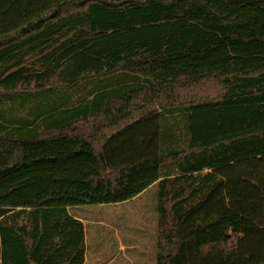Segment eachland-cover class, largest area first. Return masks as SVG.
<instances>
[{
  "label": "trees",
  "instance_id": "1",
  "mask_svg": "<svg viewBox=\"0 0 264 264\" xmlns=\"http://www.w3.org/2000/svg\"><path fill=\"white\" fill-rule=\"evenodd\" d=\"M210 78L220 99L176 103ZM154 100L158 157L108 171L101 127ZM3 102L0 264H83L68 208L145 166L169 244L156 264H264V0H0Z\"/></svg>",
  "mask_w": 264,
  "mask_h": 264
},
{
  "label": "rangeland",
  "instance_id": "2",
  "mask_svg": "<svg viewBox=\"0 0 264 264\" xmlns=\"http://www.w3.org/2000/svg\"><path fill=\"white\" fill-rule=\"evenodd\" d=\"M223 92L224 87L218 79H205L195 84L176 87V103L187 104L189 102L217 100L221 98ZM81 94V91H74L69 96L70 102L68 104L77 103ZM157 102V100L151 101L145 105L142 112L152 110V113L155 114L158 110ZM163 102L166 101L163 100ZM7 104V102H3L0 108L7 111ZM25 110L18 108L15 113L18 115ZM140 114L141 112L138 110H133L128 121H133L136 118H139L137 121H144L148 117L146 115L140 116ZM101 121H104V118L97 121L99 126ZM137 121L132 125L138 123ZM146 124L148 129L146 128L144 133L148 143L153 140L156 133L159 135V125L155 131L154 127L151 126L152 123ZM115 129V127L112 129L101 127L102 131L100 132L106 134L101 142L104 162H109L112 150L110 139L116 135L114 131L117 129ZM132 137L135 138L137 135L133 133ZM97 143L100 144V141ZM129 157L132 159L131 162L137 160V157L132 155ZM136 180V176L129 175L119 185V189L115 191H111L107 184H102L98 203L68 208L69 212L81 220L84 225L86 248L84 264H156L157 254L169 250V244H166L158 225L156 183L151 187H147L148 185L144 183L143 186L138 187L136 192L135 190L133 192L131 185L135 184ZM142 191L144 192L141 197L131 199Z\"/></svg>",
  "mask_w": 264,
  "mask_h": 264
},
{
  "label": "crops",
  "instance_id": "3",
  "mask_svg": "<svg viewBox=\"0 0 264 264\" xmlns=\"http://www.w3.org/2000/svg\"><path fill=\"white\" fill-rule=\"evenodd\" d=\"M161 111V108L158 107V110L155 112V114L148 116L144 121H137L139 118H136L135 120L129 121L128 123L120 127V129L122 130L121 133L116 134L110 139L112 150L109 158V164L106 163L108 171L110 169L118 167L121 164H124V162H127L128 157L126 156L129 153H133L135 150H137V154L140 155V158L147 157L150 159H156L158 157V134L156 133L153 140L147 143L144 131L147 128L146 123H152L151 126H153L155 131H157V125H159V116ZM135 121H137L138 123L132 125V123H134ZM133 133H135L137 137H132ZM135 176L137 177V179L143 180L144 183L148 185L147 187H151L160 179L158 168L152 166H145L139 171H136ZM135 187L136 189H134ZM137 187L138 184L132 185V190L137 191ZM143 192L144 191L136 194L131 199L134 200L135 198L141 197ZM85 260L86 253L84 255L83 264L85 263Z\"/></svg>",
  "mask_w": 264,
  "mask_h": 264
}]
</instances>
